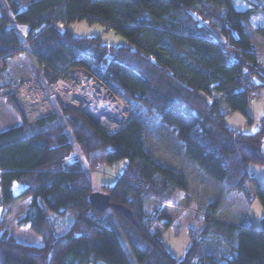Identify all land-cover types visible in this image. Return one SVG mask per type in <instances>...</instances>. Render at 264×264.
I'll return each instance as SVG.
<instances>
[{"label": "trees", "instance_id": "1", "mask_svg": "<svg viewBox=\"0 0 264 264\" xmlns=\"http://www.w3.org/2000/svg\"><path fill=\"white\" fill-rule=\"evenodd\" d=\"M252 12L264 15V0L244 9L233 0H0V97L21 120L0 130V206L28 197L17 224L42 239L39 245L19 241L0 219V264H133L103 222L105 210L89 201L87 171L78 160L66 163L72 143L55 110L30 116L15 96L22 81L37 74L12 59L24 42L45 67L41 85L53 80L48 70L62 75L77 66L128 98L130 116L112 133L76 107L61 105V112L90 169L127 159L102 191L137 264H264V215L255 226L202 214L203 225L190 230L182 258L166 248L152 225H170L194 195L182 172L146 149L142 123L150 118L170 127L186 157L226 194L237 190L248 198L252 186L264 209V184L247 169L249 162L264 165V153L255 150L264 140V114L253 133L225 121L228 112L248 115L251 96L264 87V69L246 32L248 27L264 40V24H253ZM82 18L104 23L128 44H106L57 26ZM14 182L23 185L18 193ZM149 199L158 203L147 214ZM219 204L215 199L208 206L215 210ZM50 213L70 216L59 234Z\"/></svg>", "mask_w": 264, "mask_h": 264}, {"label": "rangeland", "instance_id": "2", "mask_svg": "<svg viewBox=\"0 0 264 264\" xmlns=\"http://www.w3.org/2000/svg\"><path fill=\"white\" fill-rule=\"evenodd\" d=\"M256 1L258 0H233L234 4L242 9L252 6ZM250 18L253 24H264V15L259 12H252ZM57 26L61 30L68 28L77 36L100 37L106 44H128L127 39L123 35L115 32V30L109 28L100 21L88 22L86 19L82 18L71 20L66 23L58 22ZM250 31L251 30L246 27L247 34ZM250 33L255 35L252 31ZM252 35L248 34L251 38ZM22 44L25 45V42ZM19 57L20 60L17 61V64L20 67L32 66L36 72L39 73V76L42 74V72L39 71V65L28 52L23 50L20 52ZM257 59L264 69L263 49L257 52ZM41 86L43 92L48 97L47 100H49L48 104L51 111H53V109L55 110L72 143V150L66 158V163L78 160L91 179L93 191L103 192V186L113 184L119 172L126 165L127 159L122 158L112 164L102 165L98 169H90L85 156L77 143L75 135L71 131L67 120L61 112L62 104L58 98L52 95L50 86L46 81H42ZM217 96L220 100V106L226 110V104L221 98V95L217 93ZM78 109L90 122L95 124L84 109L79 107ZM28 111L32 113L30 116L33 114L40 115L33 109H28ZM246 111L248 112V115L239 111L228 112L225 116L227 125L245 133H253L259 130L260 118L264 114V87L258 89L256 93L251 96ZM20 121L18 114L10 108L3 97H0V130L14 126ZM142 123L146 149L149 150L153 157L161 164L170 166L175 170L182 172L184 174L185 182L194 195L191 203L182 209L180 214L170 223V225L164 226L162 223L156 221L151 227V230L158 233L166 248L174 256L178 258L183 257L191 242L189 234L190 230H199L203 225L202 214L210 213L214 218L234 224L244 222H251L255 226L260 224V219L264 215V209L257 194L252 190V186H249L251 190L248 198L243 192L237 190L226 194L222 184L207 176L198 168L195 162L186 157L182 144L176 139V136L170 127L165 124L157 123L150 118H142ZM255 150L258 153H262L261 146H255ZM247 169L259 183L264 184L263 164L249 162L247 164ZM12 187L14 193H18L23 185L19 182H14ZM215 199H218L220 204L219 207L214 210L208 206V203ZM28 201L29 198L24 197L19 198L12 204L0 206V219L4 221L8 231L11 232L17 240L28 244L39 245L42 243L40 235L31 230L27 225L17 224V220L24 214ZM157 203L158 202L155 199L146 200L144 203L146 213H150L152 208L157 206ZM50 215L52 216V222L56 234L61 233L68 227L70 222V216L68 214L62 217L56 216L53 213H50ZM102 220L116 232L132 263L137 264L132 249L110 207L105 209V212L102 214Z\"/></svg>", "mask_w": 264, "mask_h": 264}, {"label": "built area", "instance_id": "3", "mask_svg": "<svg viewBox=\"0 0 264 264\" xmlns=\"http://www.w3.org/2000/svg\"><path fill=\"white\" fill-rule=\"evenodd\" d=\"M21 49L26 50L24 44H21ZM36 60V58L33 56ZM14 61H19V54L16 53L12 56ZM2 63L0 60V67ZM39 71H44V65L39 64ZM48 72L53 76V80L50 82L49 86L52 91V95L58 98L60 103L65 107L76 106L77 108L85 109L84 100L81 99L77 92L80 91L81 84L84 82L87 83H96L99 85L100 89L109 93L110 98L113 101H119L120 109L118 117L107 118L105 121L98 122L87 112L91 117V120L95 124L104 127L109 133H112L123 126L129 116L130 103L128 98L121 96L118 93L112 92L102 81H100L94 74L85 71L84 69L73 66L64 70L62 75H57L51 69ZM15 96L20 101V103L28 110L33 109L38 112L41 116H47L51 114V108L49 107V100L47 95L43 92L40 80L39 73L36 75L25 79L15 90ZM101 124V125H100Z\"/></svg>", "mask_w": 264, "mask_h": 264}, {"label": "bare ground", "instance_id": "4", "mask_svg": "<svg viewBox=\"0 0 264 264\" xmlns=\"http://www.w3.org/2000/svg\"><path fill=\"white\" fill-rule=\"evenodd\" d=\"M77 95L84 100L86 111L95 119L102 122L112 116L118 117L120 109L119 101H113L108 92L100 89L96 83L84 82L81 84L80 91Z\"/></svg>", "mask_w": 264, "mask_h": 264}, {"label": "water", "instance_id": "5", "mask_svg": "<svg viewBox=\"0 0 264 264\" xmlns=\"http://www.w3.org/2000/svg\"><path fill=\"white\" fill-rule=\"evenodd\" d=\"M261 150L264 153V140L261 141ZM89 201L92 203L98 211H104L110 206V196L106 192L92 191L89 194Z\"/></svg>", "mask_w": 264, "mask_h": 264}, {"label": "crops", "instance_id": "6", "mask_svg": "<svg viewBox=\"0 0 264 264\" xmlns=\"http://www.w3.org/2000/svg\"><path fill=\"white\" fill-rule=\"evenodd\" d=\"M251 32V31H250ZM250 32H248L249 35H252ZM247 34V35H248ZM249 40L252 43L254 51L257 53L259 50L263 49L264 51V40H262L260 37H258L256 34L252 35V38L248 36Z\"/></svg>", "mask_w": 264, "mask_h": 264}]
</instances>
